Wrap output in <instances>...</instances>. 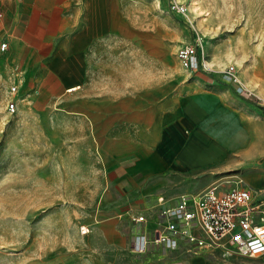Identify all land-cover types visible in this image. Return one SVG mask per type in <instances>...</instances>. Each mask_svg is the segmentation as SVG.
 Wrapping results in <instances>:
<instances>
[{"label": "rangeland", "instance_id": "374dc122", "mask_svg": "<svg viewBox=\"0 0 264 264\" xmlns=\"http://www.w3.org/2000/svg\"><path fill=\"white\" fill-rule=\"evenodd\" d=\"M98 4L107 31L119 29L121 38L107 35L101 65L86 66L85 82L74 93L40 91L16 57L0 59V264L114 259L96 226L121 214L114 202H123L125 212L139 203L127 199L133 188L154 182L133 169L136 156L152 147L157 125L174 119L178 108L194 118L208 114L213 93L241 106L247 139L239 148L255 150L264 162V96L253 87L264 95V0ZM196 38L212 71L180 64L178 49ZM229 65L252 94L223 80L221 70ZM12 99L15 111L8 107ZM229 164L175 172L154 188L152 201L210 185H244Z\"/></svg>", "mask_w": 264, "mask_h": 264}, {"label": "crops", "instance_id": "0c3cea01", "mask_svg": "<svg viewBox=\"0 0 264 264\" xmlns=\"http://www.w3.org/2000/svg\"><path fill=\"white\" fill-rule=\"evenodd\" d=\"M98 2L95 6L96 0H0V40L10 46V53H6L8 49L0 51L6 53L0 55L1 63H7L10 55L16 57L33 87L56 95L74 93L85 82L86 66L101 65L99 57L105 51L107 35L110 40L121 38L119 29L107 31ZM208 96L213 99L208 114L194 118L178 108L174 119H164L157 125L152 147L136 156L133 169L155 180L130 192L127 199L139 203L123 212L119 209L123 202H114L115 210L121 213H117L119 218L115 213L96 226L100 239L110 247L107 254L114 256L106 264H264V253L245 257L228 237L222 244L200 247L184 237L173 247L154 241L157 230L175 222L162 216L164 208L175 205L184 194L194 195L209 187L152 201L154 188L175 172L227 161L230 171L239 174L244 185H217L218 189L250 188L264 199V162L258 160L255 150L239 148L247 139L239 120L241 106L228 104L214 93ZM146 197L148 202L143 204ZM139 216L144 219L138 220ZM138 238L148 239L141 251L134 247Z\"/></svg>", "mask_w": 264, "mask_h": 264}, {"label": "built area", "instance_id": "2783aa9c", "mask_svg": "<svg viewBox=\"0 0 264 264\" xmlns=\"http://www.w3.org/2000/svg\"><path fill=\"white\" fill-rule=\"evenodd\" d=\"M8 47L6 40H0V51ZM177 55L184 68L212 71V67L201 58L199 38L181 46ZM221 75L224 81L235 83L240 94H252L251 89L240 82L235 65L222 69ZM16 91L17 86H11V93ZM8 107L15 111L17 104L12 99ZM162 216L175 219L173 224L155 234L154 241L167 247L175 246L180 237L197 247L222 244L223 238L228 237L244 256L264 253V199L257 197L250 188L221 192L217 185H212L200 193L182 195L175 205L162 210ZM143 219V216L138 217V220ZM140 238L134 247L141 251L148 239Z\"/></svg>", "mask_w": 264, "mask_h": 264}, {"label": "bare ground", "instance_id": "6f19581e", "mask_svg": "<svg viewBox=\"0 0 264 264\" xmlns=\"http://www.w3.org/2000/svg\"><path fill=\"white\" fill-rule=\"evenodd\" d=\"M195 5H191L190 4V7H194ZM248 82V81H247ZM248 85H250L249 83H248ZM250 86H252V84L250 85ZM254 88H257V90L262 94V87H258V86H253ZM83 229V232H86V230L87 229H85V228H82Z\"/></svg>", "mask_w": 264, "mask_h": 264}]
</instances>
